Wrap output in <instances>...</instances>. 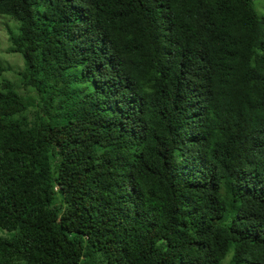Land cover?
<instances>
[{"label":"trees","instance_id":"trees-1","mask_svg":"<svg viewBox=\"0 0 264 264\" xmlns=\"http://www.w3.org/2000/svg\"><path fill=\"white\" fill-rule=\"evenodd\" d=\"M0 16V264H264V0Z\"/></svg>","mask_w":264,"mask_h":264},{"label":"rangeland","instance_id":"rangeland-1","mask_svg":"<svg viewBox=\"0 0 264 264\" xmlns=\"http://www.w3.org/2000/svg\"><path fill=\"white\" fill-rule=\"evenodd\" d=\"M255 8L257 12L261 11L259 8H257L256 4ZM16 26L17 24L9 17L0 16V60L10 66L11 71L6 73V77L13 80H15V72H13L14 68H17L18 65L23 67V59L21 55L8 53V48L10 46L9 37L11 33L16 32Z\"/></svg>","mask_w":264,"mask_h":264}]
</instances>
